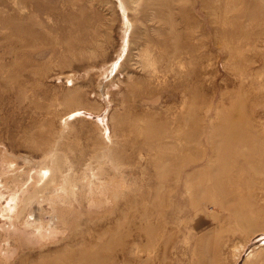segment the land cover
Returning a JSON list of instances; mask_svg holds the SVG:
<instances>
[{"label": "rangeland", "instance_id": "374dc122", "mask_svg": "<svg viewBox=\"0 0 264 264\" xmlns=\"http://www.w3.org/2000/svg\"><path fill=\"white\" fill-rule=\"evenodd\" d=\"M123 1L0 0V264H264V0Z\"/></svg>", "mask_w": 264, "mask_h": 264}, {"label": "bare ground", "instance_id": "6f19581e", "mask_svg": "<svg viewBox=\"0 0 264 264\" xmlns=\"http://www.w3.org/2000/svg\"><path fill=\"white\" fill-rule=\"evenodd\" d=\"M118 3H119V7H121L122 9H121V11L124 13V1L123 0H118ZM126 7V6H125ZM126 10V9H125ZM124 17H126V15L125 14H122ZM123 17V18H124ZM127 18V17H126ZM126 18H124V19H126ZM125 25H126V27H125V31H126V33H127V31H128V29L129 28H131L130 27V22H128L127 20H125ZM128 42H129V39H127V40H125V44H124V46H123V48H122V50H123V55H125L126 53H127V47H128ZM115 64V63H114ZM117 64V63H116ZM115 67V66H114ZM113 67V68H114ZM116 68V67H115ZM47 167V166H46ZM9 169L10 170H12L13 172L15 171V170H17L18 169V167L17 166H15V164L14 163H12V164H10V166H9ZM5 174V173H4ZM48 173V170L47 169H45V168H43V169H40V171H36V174L35 175H37L36 176V178L35 177H32V179H31V177H29L30 179H31V181L30 182H28V183H24L23 184V186H22V184H21V186L20 187H17V185L15 186V187H17V190L14 192V194L11 196V199H12V201H14V200H18V198H19V200L22 198V196L23 195H25L30 189H32L33 187H37L40 183H42V185H40V186H38V187H40L38 190H37V192L38 193H42V189H44L45 188V186L46 185H48V183H49V180H47V178H49V175L51 174H49ZM63 174H65V173H63ZM19 174H17V176H18ZM62 175V174H61ZM16 176V175H15ZM51 176V175H50ZM20 178V177H19ZM63 178V177H62ZM29 179V180H30ZM50 179V178H49ZM17 180V179H16ZM46 180V181H45ZM62 180V179H61ZM17 182V181H16ZM45 182V183H44ZM64 182V181H63ZM66 184H68L67 182L65 183V185ZM57 186V185H56ZM66 186H69V185H66ZM66 186H64V184H61V186H58V187H56L55 188V190H54V192H53V194L51 195V196H49L50 198L47 200V204L50 206V208H51V210L49 211L51 214H52V216H53V220L51 221V222H47V221H45V220H43L41 217H39L40 215L38 214V216H36L37 214H35V215H33V216H31L32 214H30V212L27 214V218H26V221H23V224H25V228H26V225L27 226H29V227H32V228H36V231H38L39 232V234L40 235H38V236H41L42 238L44 237V233H41V231H43V230H48V232H52V233H54L55 232V234L54 235H56V232H57V234H58V232H60L61 230H64V228H67V217L65 216L66 215V211L67 210H70V204L68 203V204H65V202L63 201V199H65V195H67V194H69L68 192H69V188L67 189L66 188ZM87 186H88V188H89V199H88V202H90L92 205H94V206H99V204H102V203H105V202H107V195L105 194V193H107L108 195L111 193H109L108 192V189H109V187L108 186H106V185H103V184H101V188H103L102 189V191L99 189V191H97V189L96 188H93V184H92V181H88V183H87ZM34 188V189H35ZM8 189V188H7ZM110 189H112V188H110ZM72 190H73V188H72ZM5 191V190H4ZM13 192V191H12ZM11 191H10V193H12ZM72 192V191H71ZM9 193V194H10ZM73 194H74V192H72ZM99 193H101V194H99ZM17 194H19L18 196H17ZM71 194V193H70ZM74 196V195H73ZM42 197V196H41ZM41 197H39L40 198V202H39V199H38V204L40 205V208H38L39 209V211H38V213L40 212V213H42V212H44L45 210H44V207L42 206V204H43V202H46L45 201V199H41ZM60 199V200H59ZM109 200H110V198H109ZM11 202V201H10ZM35 203V202H34ZM33 203V204H34ZM19 204H20V201H19ZM35 205V204H34ZM18 207H20V205L18 206ZM6 209V208H5ZM4 209V210H5ZM41 210V211H40ZM6 211H7V214H6V216L11 220V222H9L10 223V225L11 226H14V222H12V220H14V221H18L19 222V220H20V218H19V215L17 214V210H14V208H12V207H7V209H6ZM76 211V210H75ZM42 214H44V213H42ZM7 219V218H6ZM25 220V219H24ZM7 221H9L8 219H7ZM21 221V220H20ZM26 231V230H25ZM27 232V231H26ZM37 232V233H38ZM18 233H21V228H19V231H18ZM27 233H29V232H27ZM49 234V233H48ZM51 235V234H50ZM49 235V236H50ZM53 235V234H52ZM51 235V236H52ZM48 236V235H47ZM46 236V237H47ZM23 237H25L24 235H22V233L21 234H16V236H15V238H14V240L15 241H17L19 244H22L24 241V238ZM8 238H10V237H8ZM26 238V237H25ZM23 239V240H22ZM27 239V238H26ZM8 241V240H7ZM8 245H9V247L12 245L11 244V242L9 241L8 242ZM7 248V247H6ZM241 248H242V246H241ZM251 253L252 252H249L248 253V255H247V257H249L250 255H251Z\"/></svg>", "mask_w": 264, "mask_h": 264}]
</instances>
